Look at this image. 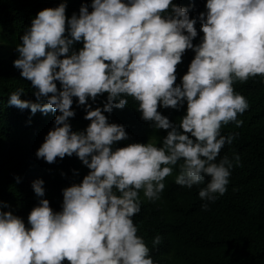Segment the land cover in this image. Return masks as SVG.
<instances>
[{
  "label": "clouds",
  "instance_id": "obj_1",
  "mask_svg": "<svg viewBox=\"0 0 264 264\" xmlns=\"http://www.w3.org/2000/svg\"><path fill=\"white\" fill-rule=\"evenodd\" d=\"M66 8L60 3L38 12L21 36L13 66L36 89L38 102L22 100L20 88L8 106L33 115L60 113L36 157L53 164L75 155L89 172L63 189L62 211L40 199L28 227L0 210V264H154L133 220L141 212L140 192L149 202L160 200L165 179L178 166L176 185L191 189L207 181L199 191L207 211L226 194L234 166H242L239 155L217 158L235 138L222 135V128L242 127L238 116L249 108L234 85L264 80V0H207L197 18L203 38L195 47L197 19L173 0H93L91 12L85 4L70 19ZM76 43L83 47L71 51ZM187 50L195 56L176 85ZM105 93L103 108L92 110L89 98L95 102ZM129 97L131 132L104 115L127 107ZM73 98L90 121L83 132H73L69 123ZM185 102L179 125L158 111L179 110ZM147 122L167 132L161 147L130 143L113 150L134 140ZM32 188L45 196L43 180ZM161 242L159 235L152 240L154 247Z\"/></svg>",
  "mask_w": 264,
  "mask_h": 264
},
{
  "label": "trees",
  "instance_id": "obj_2",
  "mask_svg": "<svg viewBox=\"0 0 264 264\" xmlns=\"http://www.w3.org/2000/svg\"><path fill=\"white\" fill-rule=\"evenodd\" d=\"M92 2L0 0V51L7 48L9 52L0 56V210L11 211L23 219L26 227L29 226L28 215L39 206L40 199H47L54 212L62 211L63 189L81 183L89 169L75 155L63 160L57 158L53 164L37 159L36 152L60 113L33 115L28 109L8 106L10 94L20 88L24 89L22 100L38 102L34 95L36 89L13 66L19 58L16 48L22 44L21 36L31 27L38 12L66 3V17L70 19L74 13L79 16L82 5H88L91 12ZM206 2L173 0L175 5L188 9L191 19L206 12ZM195 27L198 36L193 40L194 47L203 38L198 19ZM82 47V43H76L71 51L78 52ZM194 56L192 50L183 55L182 63L177 66L176 85L181 84ZM56 83L59 89L60 84ZM234 89L247 99L249 108L238 116L243 121L242 127L229 124L221 130L222 135L235 138L222 148L217 162L225 156L232 160L234 155H239L242 165L232 169L226 194L210 203L209 210H202L205 201L200 200L199 191L207 181L191 189L176 185L178 166L165 179L160 200L149 202L140 192L141 212L133 220L138 236L150 249L154 264H264V80L257 77L244 84L236 83ZM131 100L129 97L128 106L122 110L113 108L110 114L104 113L110 124H127L130 132L133 128L129 121L135 117ZM106 101L107 93L98 96L95 102L89 98L88 104L95 110L103 108ZM186 109L185 102L179 110L159 107L158 111L179 125ZM72 110L75 112L74 118L69 120L72 131H85L90 121L84 119L86 112L84 106H78L77 98H73ZM147 125L134 140L121 141L113 150L130 143H153L161 147L167 132L149 127L152 122ZM37 180L44 181V197H37L33 191L32 184ZM3 204L8 207H2ZM157 235L162 242L154 247L152 240Z\"/></svg>",
  "mask_w": 264,
  "mask_h": 264
},
{
  "label": "rangeland",
  "instance_id": "obj_3",
  "mask_svg": "<svg viewBox=\"0 0 264 264\" xmlns=\"http://www.w3.org/2000/svg\"><path fill=\"white\" fill-rule=\"evenodd\" d=\"M7 51V48L3 49L0 51V56H4L6 53H9V52H6Z\"/></svg>",
  "mask_w": 264,
  "mask_h": 264
}]
</instances>
